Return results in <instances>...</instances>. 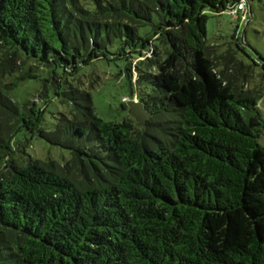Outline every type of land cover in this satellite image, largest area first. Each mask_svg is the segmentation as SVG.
I'll return each instance as SVG.
<instances>
[{
	"label": "trees",
	"instance_id": "16d2710c",
	"mask_svg": "<svg viewBox=\"0 0 264 264\" xmlns=\"http://www.w3.org/2000/svg\"><path fill=\"white\" fill-rule=\"evenodd\" d=\"M239 1L0 0V264H264V58L207 43V13ZM102 61L144 127L97 115L81 78ZM40 83L68 108L53 129L18 100ZM24 133L70 159L26 155Z\"/></svg>",
	"mask_w": 264,
	"mask_h": 264
},
{
	"label": "rangeland",
	"instance_id": "374dc122",
	"mask_svg": "<svg viewBox=\"0 0 264 264\" xmlns=\"http://www.w3.org/2000/svg\"><path fill=\"white\" fill-rule=\"evenodd\" d=\"M249 10L248 26H246L247 23L241 26L240 22L234 20L228 12L221 14L208 12V45L222 47L223 49L229 43H232L233 37L236 36L241 40L243 39V47L247 54H243V57L246 61H249V57L254 60H259L260 57L264 58V4L251 3ZM244 30L245 35L243 34ZM148 31L149 27L142 28L139 34L143 36ZM146 57H150L148 52L142 58L145 59ZM141 60L140 56L132 60L133 82L137 79L136 65ZM124 66L122 61L107 63L102 61L96 65L86 67L82 73V89L90 90L95 111L105 121L121 122L127 115L131 116L130 113L122 109V104H128L131 101L139 103L138 97L135 96L132 99L127 77L121 72ZM71 76L72 78H77L78 72L72 71ZM22 88L24 89L20 94H23V97H18L19 102L22 103L23 100L31 99V102L40 107L42 112L47 110L44 128L53 129L60 113H64L68 108L61 105L58 99L48 103L42 102V98H39L43 90L41 83L37 87H33V90H29L26 85H22ZM49 92L52 91L50 90ZM52 95L53 92L50 93V99ZM261 111L264 117V102H262ZM18 139L21 141L29 140L26 147V155L34 159L42 161L54 160L60 164H64L70 159L69 151L52 146L31 134H20ZM260 142L264 146V128Z\"/></svg>",
	"mask_w": 264,
	"mask_h": 264
},
{
	"label": "water",
	"instance_id": "95a60500",
	"mask_svg": "<svg viewBox=\"0 0 264 264\" xmlns=\"http://www.w3.org/2000/svg\"><path fill=\"white\" fill-rule=\"evenodd\" d=\"M248 25H249V22H247L246 26ZM243 34L245 35V30ZM128 106L130 108V112H129L130 115L134 119H136L141 124V126L144 127L146 125V122L151 118L152 114L147 112L141 103L131 101L128 103Z\"/></svg>",
	"mask_w": 264,
	"mask_h": 264
},
{
	"label": "built area",
	"instance_id": "2783aa9c",
	"mask_svg": "<svg viewBox=\"0 0 264 264\" xmlns=\"http://www.w3.org/2000/svg\"><path fill=\"white\" fill-rule=\"evenodd\" d=\"M229 15L234 20H240L241 24L248 22V11L246 0L239 1L228 8Z\"/></svg>",
	"mask_w": 264,
	"mask_h": 264
}]
</instances>
